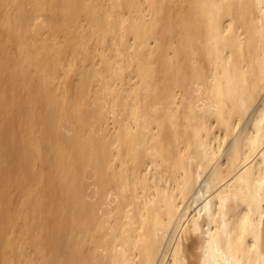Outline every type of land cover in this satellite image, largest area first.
<instances>
[{
  "label": "bare ground",
  "instance_id": "6f19581e",
  "mask_svg": "<svg viewBox=\"0 0 264 264\" xmlns=\"http://www.w3.org/2000/svg\"><path fill=\"white\" fill-rule=\"evenodd\" d=\"M0 264H264V0H0Z\"/></svg>",
  "mask_w": 264,
  "mask_h": 264
}]
</instances>
